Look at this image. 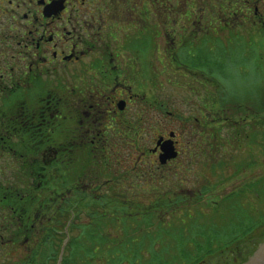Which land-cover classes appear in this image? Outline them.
Instances as JSON below:
<instances>
[{
	"label": "flooded vegetation",
	"instance_id": "flooded-vegetation-1",
	"mask_svg": "<svg viewBox=\"0 0 264 264\" xmlns=\"http://www.w3.org/2000/svg\"><path fill=\"white\" fill-rule=\"evenodd\" d=\"M175 3L0 0V264H49L60 237L63 259L71 224H45L48 198L62 217L87 203L91 220L106 210L102 197L138 194L145 169L179 157L189 130L158 132L159 113L178 110L161 106L159 91L186 43L176 38ZM184 17V36L207 31ZM195 108L208 114L206 103ZM165 141L176 157L161 164ZM240 240L186 254L187 264H247L264 247L261 236Z\"/></svg>",
	"mask_w": 264,
	"mask_h": 264
},
{
	"label": "rangeland",
	"instance_id": "rangeland-1",
	"mask_svg": "<svg viewBox=\"0 0 264 264\" xmlns=\"http://www.w3.org/2000/svg\"><path fill=\"white\" fill-rule=\"evenodd\" d=\"M187 12H191L190 29L207 30L204 34L192 31L184 36ZM201 13L200 25L195 19ZM175 15L176 38L186 43L176 45L173 81L160 84L159 91L161 106L178 110L171 117L159 113L158 132L164 135L175 127L189 130L181 134L180 155L165 168H158L157 163L145 169L138 194L112 196L110 204L102 197L106 210L91 220L87 203L62 217L48 198L45 224H60L58 229L71 224L61 264L88 259L76 252L93 244L88 227L110 219V224L133 226L126 230L135 232V242H126L123 249L127 260L150 243L141 239L134 224H164L167 233L161 235L156 228L152 238L158 243L155 251L166 249L169 254L164 256L171 257L170 262L180 250L192 253L195 242L210 244L217 251L232 237L243 238V246L254 235L264 237V231H257L264 225V0H176ZM205 103L209 110L204 117L195 107ZM196 120L207 129L201 137ZM65 207L70 210L69 204ZM116 227L106 228L111 238L112 232L121 237ZM62 238L47 252L49 264L57 262ZM110 258L103 252L90 264H108ZM183 258L180 264L189 263Z\"/></svg>",
	"mask_w": 264,
	"mask_h": 264
},
{
	"label": "trees",
	"instance_id": "trees-1",
	"mask_svg": "<svg viewBox=\"0 0 264 264\" xmlns=\"http://www.w3.org/2000/svg\"><path fill=\"white\" fill-rule=\"evenodd\" d=\"M237 108L236 104L234 106ZM245 121V120H244ZM249 122V121H247ZM119 198V197H118ZM114 219V217H113ZM111 222V219H110ZM115 225L117 226V230L120 231L121 237H116V235L112 232V237L111 235L109 236V232L106 231V228H115ZM132 224H93L88 227L91 228L92 231H87L88 238L91 243L88 246H86V249H79L77 252L78 256H81V258H86L85 261H72V260H67L64 264H90L93 259L96 257L99 258L100 253L102 255L103 252H106L107 256H111L110 259H108L106 263L108 264H125L129 263L130 260L133 261L131 264H180L182 261H184L183 257H186V254H191L188 253L190 250H180L178 252V257H172V261L170 262L169 258L165 257V253H168L166 249H163L161 251L156 252L155 250V245H158L152 238L154 236V231L153 229H160V234H166L167 233V228L164 227V224H134V227H138L139 231L142 234L141 239H146L150 240L146 241L148 245H145V251H138L136 254H134L132 257H130L128 260L125 259V253L123 252V249L127 246L126 242H135L133 241L134 238V233H128L127 226H131ZM138 225V226H137ZM77 229H81L79 226H76ZM252 228V227H251ZM104 230V231H103ZM108 232V233H107ZM80 237H83V234H80ZM202 242H195L194 243V253H209L212 252V249H210V244H203L201 245ZM224 245V244H223ZM222 245V246H223ZM142 250V249H141ZM188 251V252H187ZM215 251V250H213ZM144 254H147V256ZM169 254V253H168ZM181 254V255H180ZM86 255V256H85ZM137 255V256H136ZM160 255V256H159ZM177 256V255H176ZM144 257V258H143ZM143 259V260H142ZM188 259V258H187ZM139 262V263H138Z\"/></svg>",
	"mask_w": 264,
	"mask_h": 264
},
{
	"label": "water",
	"instance_id": "water-1",
	"mask_svg": "<svg viewBox=\"0 0 264 264\" xmlns=\"http://www.w3.org/2000/svg\"><path fill=\"white\" fill-rule=\"evenodd\" d=\"M176 157V152L172 146L171 141H165L161 145V153L159 155V161L161 164H164L166 160L173 159ZM66 240L63 245H65ZM62 252H63V247L61 249V252L59 254V258L57 260V264L61 263L62 260ZM247 264H264V247L262 250L259 251V253L252 258Z\"/></svg>",
	"mask_w": 264,
	"mask_h": 264
}]
</instances>
